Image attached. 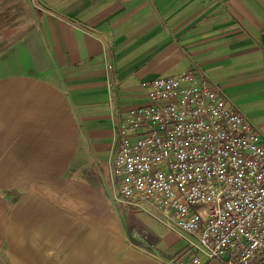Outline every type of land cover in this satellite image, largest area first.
<instances>
[{"label": "crops", "instance_id": "crops-1", "mask_svg": "<svg viewBox=\"0 0 264 264\" xmlns=\"http://www.w3.org/2000/svg\"><path fill=\"white\" fill-rule=\"evenodd\" d=\"M191 64L264 136V0H0V185L9 173L40 191L36 207L78 208L31 217L57 223L42 264H164L184 249L113 203L107 165L144 86Z\"/></svg>", "mask_w": 264, "mask_h": 264}, {"label": "built area", "instance_id": "built-area-1", "mask_svg": "<svg viewBox=\"0 0 264 264\" xmlns=\"http://www.w3.org/2000/svg\"><path fill=\"white\" fill-rule=\"evenodd\" d=\"M144 89L116 131L113 203L183 240L164 264H264V136L196 64Z\"/></svg>", "mask_w": 264, "mask_h": 264}, {"label": "rangeland", "instance_id": "rangeland-1", "mask_svg": "<svg viewBox=\"0 0 264 264\" xmlns=\"http://www.w3.org/2000/svg\"><path fill=\"white\" fill-rule=\"evenodd\" d=\"M2 162L8 165L9 159L3 158ZM7 165H3V168L8 167ZM24 176L18 175V177ZM22 184V182H19V185ZM0 186V264H10L12 259L15 263L17 262V264H27V261H29L30 264H42L41 258L45 256V250L47 249L46 247H48L47 241L49 240L47 238L44 239L42 234L49 229L48 232L51 233V231L54 230L52 229L53 225L57 228V223L47 222L45 220L41 222L38 220L39 218L31 219V217H35L33 215L37 213H42L44 209L46 212H49L48 214L50 215L54 213H63V216L67 215L68 218L73 219L70 214L74 215L77 213L78 208L72 206L70 204L72 202L70 201H66L64 205H57V202L56 205L50 204L53 203L52 199H59V197L49 198L51 200L46 201V206L44 207H41V204L36 207L37 203H42L43 201L42 195L38 193L40 191L15 189V176L13 177V175L9 173L2 174ZM50 193L52 195L51 191ZM106 198L110 200L109 196ZM25 200H29L30 202L28 207H26ZM53 206H55L56 211L53 209ZM26 213L30 216L28 220L26 218ZM119 214L123 218L125 213L119 211ZM132 216L137 221L144 224L148 230L151 229L158 233L160 237L165 235V232H168L166 228L142 212H134ZM46 218L45 216L44 219ZM82 218L83 220L86 219L84 216ZM50 242H52V240ZM43 260L44 264H49L47 263L48 257L46 260Z\"/></svg>", "mask_w": 264, "mask_h": 264}]
</instances>
